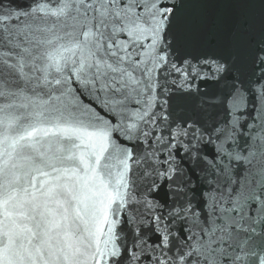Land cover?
<instances>
[{"label":"snow or ice","instance_id":"obj_1","mask_svg":"<svg viewBox=\"0 0 264 264\" xmlns=\"http://www.w3.org/2000/svg\"><path fill=\"white\" fill-rule=\"evenodd\" d=\"M0 264H264V0H0Z\"/></svg>","mask_w":264,"mask_h":264}]
</instances>
